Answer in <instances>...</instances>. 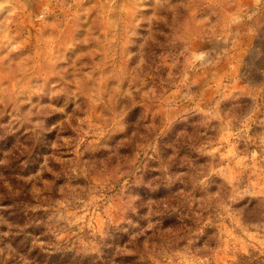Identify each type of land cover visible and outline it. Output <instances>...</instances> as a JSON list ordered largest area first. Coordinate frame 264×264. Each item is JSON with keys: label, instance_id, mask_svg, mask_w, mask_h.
Here are the masks:
<instances>
[{"label": "rangeland", "instance_id": "obj_1", "mask_svg": "<svg viewBox=\"0 0 264 264\" xmlns=\"http://www.w3.org/2000/svg\"><path fill=\"white\" fill-rule=\"evenodd\" d=\"M152 212L157 264H264V0H0V264Z\"/></svg>", "mask_w": 264, "mask_h": 264}, {"label": "trees", "instance_id": "obj_2", "mask_svg": "<svg viewBox=\"0 0 264 264\" xmlns=\"http://www.w3.org/2000/svg\"><path fill=\"white\" fill-rule=\"evenodd\" d=\"M12 212L19 213L21 217L26 213H44L42 210L34 213L26 207L16 208ZM151 214L149 219L132 216L131 222L111 226L104 235L86 232V235L80 234L62 241L52 236L44 223L30 225L28 229H24L25 224L21 223L13 228L18 234L14 237L13 246L19 259L27 260L26 264H157L164 229L176 230L177 227L172 225L173 220L160 224L154 212ZM185 222L189 220L184 217L179 222L180 226H185ZM55 233L60 234V231ZM32 236L37 238L36 241ZM81 239L87 243H82Z\"/></svg>", "mask_w": 264, "mask_h": 264}]
</instances>
